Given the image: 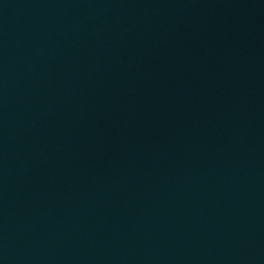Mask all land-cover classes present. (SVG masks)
<instances>
[{
    "label": "water",
    "instance_id": "obj_1",
    "mask_svg": "<svg viewBox=\"0 0 264 264\" xmlns=\"http://www.w3.org/2000/svg\"><path fill=\"white\" fill-rule=\"evenodd\" d=\"M0 264H264V0H0Z\"/></svg>",
    "mask_w": 264,
    "mask_h": 264
}]
</instances>
